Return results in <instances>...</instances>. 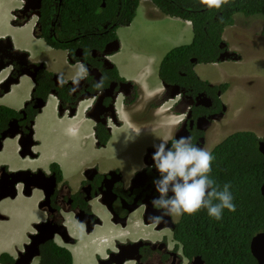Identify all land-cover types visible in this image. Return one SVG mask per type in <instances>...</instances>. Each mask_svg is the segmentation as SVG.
Here are the masks:
<instances>
[{
    "label": "flooded vegetation",
    "instance_id": "1",
    "mask_svg": "<svg viewBox=\"0 0 264 264\" xmlns=\"http://www.w3.org/2000/svg\"><path fill=\"white\" fill-rule=\"evenodd\" d=\"M48 12L43 11L42 0H27L25 11H16L15 7L9 11L8 19L12 18L16 31L9 32L10 37L7 30H0V84L13 78L16 81L5 86L7 91L0 87V98L11 93L20 79H26L29 86L20 102L0 105L14 111L9 121L14 120L11 139L16 141L17 153L31 155V159L41 155L49 158L45 166L32 169L27 165L24 169L33 171L36 183L42 186L41 207L34 218L41 216L44 226L58 234L50 240L77 249L75 264H242L241 256L226 255L227 236H232L226 228L227 209L220 220L210 217L206 209L188 215L183 230L182 215H166L159 223L149 219L161 214L150 203L158 195L153 185L159 175L152 167L153 145L165 137L186 136L212 153L216 145L236 132L213 145L206 134L214 122L226 117L221 96L228 85L223 90L194 88L188 77L196 74L194 66L200 63L195 57L176 64L175 75L161 77L169 51L158 58L147 56V63L143 62L134 74L132 66L123 74L114 56L121 46L116 29L126 24L116 23L114 34L115 23L104 25L108 28L103 33L90 26L85 35L68 38L61 32L59 11ZM27 25L36 41H50L52 52L63 53L65 71L51 68L43 56L31 58L27 42L17 35L18 29ZM111 43L118 46L117 50L111 49ZM16 49L26 51L28 56L16 55ZM33 64L42 65L35 68ZM80 66L86 71L81 73ZM48 105L62 135L53 130L51 112L43 125L36 127V120ZM147 110L150 116H145ZM123 111L128 121L121 117ZM9 121L1 133L9 127ZM243 131L253 133L250 129ZM255 136L258 150L264 135ZM44 139L48 141L42 145ZM38 146L39 151H35ZM216 164L215 158L210 178L221 188L224 177ZM144 205H148L147 210ZM83 242H87L84 257L78 252ZM15 257L6 264H13ZM252 264H259L253 256Z\"/></svg>",
    "mask_w": 264,
    "mask_h": 264
},
{
    "label": "trees",
    "instance_id": "2",
    "mask_svg": "<svg viewBox=\"0 0 264 264\" xmlns=\"http://www.w3.org/2000/svg\"><path fill=\"white\" fill-rule=\"evenodd\" d=\"M139 1L105 0L102 6V0H42V6L43 11L58 10L60 24L63 25L61 32L67 34L68 38H74L85 35L84 31L89 30L90 26L96 28L97 33L103 32V24L106 23H115L112 28L114 34L117 24L127 25L131 22ZM149 1L168 16L189 20L193 32L189 44L173 48L166 54L161 77L165 74L175 75L176 64L187 63L189 57H195L198 62L219 61L222 32L226 26L234 24L238 14L260 16L261 33L264 34V0H226L219 8L209 7L201 0ZM48 44L53 45L50 41ZM54 46L64 47L62 44ZM188 78L194 88L206 86L223 90L228 85L209 86L194 73H190ZM13 112L0 105V132ZM212 155L217 161L216 168L224 177L221 188L225 183L231 185L229 190L235 204V211L225 212L226 228L232 234L227 236L226 255L237 254L241 256L242 264H252L247 244L254 234L264 231V196L259 191L264 180V155L257 150L256 136L248 131H236L228 135L214 147ZM187 217H183L185 224ZM233 237L237 239L232 240ZM39 250V264H72L70 251L51 240L42 243ZM11 261L12 257L7 253L0 254V264Z\"/></svg>",
    "mask_w": 264,
    "mask_h": 264
},
{
    "label": "rangeland",
    "instance_id": "3",
    "mask_svg": "<svg viewBox=\"0 0 264 264\" xmlns=\"http://www.w3.org/2000/svg\"><path fill=\"white\" fill-rule=\"evenodd\" d=\"M9 11H0V30H7L6 35L11 37L9 32L14 34L16 26L11 24L12 18L7 24ZM4 23L8 26L5 27ZM261 27L260 16L238 14L236 23L227 27L223 36L226 37L224 41L227 47L237 52L241 60L227 59L225 65L205 66L201 63L194 67L195 73L202 80H230V83L227 82L230 87L221 96L227 108L226 117L220 123L214 122L206 133L210 145L234 131L250 129L258 137L264 135V34H261ZM29 31L28 25L19 28L18 39L26 41L35 53L48 57L51 68L65 71L63 53L45 50ZM116 33L121 46L114 56V62L122 69L123 74H126L130 66L133 69L131 74H134V70L139 69L143 62L147 63V56L162 57L173 48L189 44L193 37L190 25L183 20L161 14L148 0L139 1L134 19L128 25L119 26ZM232 80H236V85L231 86ZM28 86L26 79H20L19 85L11 93L0 98V103L20 102L26 95ZM149 112L145 116H150ZM149 136L155 139L154 135ZM22 226L19 220L0 226V252L10 251L16 254L20 250L23 245L20 248H14V245L21 239L24 230ZM24 227H29L30 230L31 222L26 220ZM31 264H37V259L34 258Z\"/></svg>",
    "mask_w": 264,
    "mask_h": 264
},
{
    "label": "clouds",
    "instance_id": "4",
    "mask_svg": "<svg viewBox=\"0 0 264 264\" xmlns=\"http://www.w3.org/2000/svg\"><path fill=\"white\" fill-rule=\"evenodd\" d=\"M102 1H103L102 6H104L105 0H102ZM201 2L208 5L209 7L219 8L222 4L226 3V0H212V2H209V0H201ZM22 3H23L22 1L18 0V5L15 8L18 9L19 7H22V5H23ZM138 5H139V3H138ZM155 9H157L158 12H160L161 14L168 16V15L162 13L158 8L155 7ZM168 17H170L172 19L179 20V21L183 20V19L175 18V17H171V16H168ZM236 17H237V15L235 16L234 24L236 23ZM185 23L191 26L189 21H186ZM104 25H107V23L103 24V26ZM227 27H230V26H226V28ZM191 28H192V26H191ZM103 29L106 30V28H103ZM98 33H103V32H98ZM222 42H225L223 37H222L221 43ZM220 44H219V47L222 48V51L220 53H222L224 50L233 51L227 47L226 42H225L226 45L223 47ZM46 45L49 46L48 43H46ZM233 52H235V51H233ZM231 60H233V59H231ZM237 60H241V57ZM220 61L221 60L219 59V61H215V62H220ZM202 63H207V62H202ZM85 71H86V69L83 66H80V72L83 73ZM151 114L153 115V113H151ZM121 115H122L121 117L124 120L128 121V119H126V116L124 117V115H126V111H123L121 113ZM146 120H148V118L145 119V121ZM10 138L11 137L9 136L8 139H10ZM2 140H1V142H2ZM169 140H171L170 146H169ZM153 148L155 150L151 156V159L153 161L152 167H154L155 170L159 174L158 178L153 180V185H154L155 192L158 195L156 197H154L150 201V203L153 206V208L159 210L161 214L159 216H150L149 219L151 221H153L155 223H159L163 220L164 216H166V215H174L177 217L182 215L180 226H181V229L183 230V226H185V222L183 221V217L185 215H187V216L193 215V214L197 213L198 211H200L201 209H206L207 214L210 217L214 218L215 220H220L222 218V213L225 209H227L228 211H235V204L233 203V195L229 190L231 185L229 183H225L223 185V187L220 188L216 184V182L212 178H210V173L212 170V168H211L212 162L215 159V157L212 155L211 151L206 150V149L201 148V147H198L197 145H195L192 142L191 137H186V136H180L178 138H174L171 136L165 137L164 139L160 140V142L158 144H154ZM17 154L19 157H21L19 155V151ZM30 157H32V156L29 155L27 158L31 159ZM21 158H24V157H21ZM4 166H6V169ZM4 166L2 165L1 167H3L4 170H6L7 172H14V171H18V170H29V171H31L30 169H24V168L8 171L7 165L4 164ZM31 172H33V171H31ZM35 179H36L35 176L31 177L29 179L28 183L31 184L32 181H34ZM262 183L260 184L259 191H260V194L262 196H264V194L261 192ZM16 189H17V194H18V192L21 193L22 192V184H20L18 182L16 184ZM36 190L39 191L40 193H43V189L40 190V189L34 188V189H31L30 195H32L33 191H36ZM30 195H28V196H30ZM5 198H10V197H5ZM5 198H2L1 200L5 199ZM10 199H12V198H10ZM41 201H42V199H39V201L37 202L38 209H40ZM147 207H148V205H144L145 210H147ZM0 215H2V214L0 213ZM3 219H4V216H3ZM40 219H43V218L40 216L37 220H35L34 222L31 223V229L27 232V235H26L27 241L24 242L22 245L31 241V238H29V237L31 235L37 233L34 225L38 222H41L42 220H40ZM38 220H40V221H38ZM33 230H34V232L30 233ZM258 233H264V232L262 231V232H258ZM258 233H256V234H258ZM256 234H254L252 236V238ZM252 238H251V240H252ZM251 240L249 242V249H250ZM53 242L60 245V246L67 248L72 255V264H75L74 263L75 261L73 260V249L71 250L70 248L66 247L65 245H61L58 241H53ZM40 245H39V247H40ZM22 250H23V246L20 248V250H17V252L22 251ZM38 250H39V248H38ZM17 252H16V254H11V253L3 251V252H0V254L7 253L12 258H14L16 255V257H15V259H16L17 258ZM34 258L37 259V264H39V255L36 257H33V259ZM33 259H32V261H33ZM31 262H30V264H31Z\"/></svg>",
    "mask_w": 264,
    "mask_h": 264
},
{
    "label": "crops",
    "instance_id": "5",
    "mask_svg": "<svg viewBox=\"0 0 264 264\" xmlns=\"http://www.w3.org/2000/svg\"><path fill=\"white\" fill-rule=\"evenodd\" d=\"M18 4V1L15 2V0H0V11H9L10 9L16 7ZM226 30V27L223 30L222 37L224 40H226V37H224V31ZM39 44H41L44 48H46L48 51H52L49 49V47L43 43L42 41H36ZM28 50L30 51V56L32 59H35L38 56H43L35 53L29 45H27ZM54 52V51H53ZM43 59L50 64L49 60L43 56ZM220 61V62H207L204 63L205 66H219L221 64H226L227 62ZM202 62L197 63L196 66L201 65ZM195 67V66H194ZM197 75V74H196ZM198 76V75H197ZM199 77V76H198ZM240 79V78H239ZM202 80V79H201ZM212 84H219V83H230L229 81L223 80L221 82L219 81H209ZM233 84L236 85V80H232ZM229 86V85H228ZM230 87V86H229ZM228 87V88H229ZM51 112L52 117L55 121V126H54V132H58V134L62 135V130L60 128L59 122L55 120L54 115H53V108L51 105H48L45 114L40 116V119H37L36 121V127L42 126L43 121L46 119L48 113ZM49 136V135H48ZM47 136V137H48ZM48 141V139L42 140V145L45 144V142ZM39 147H36L35 151H39ZM49 161V158L47 156H39L38 158L35 159H29L27 157L21 158L17 154V144L15 139H6L4 140V148L0 151V167L4 164L7 165L8 171L20 169V168H25L27 165H30V167L33 169L38 165H43L45 166ZM40 199V193L39 191H33V194L30 196H24L20 192L18 194L10 199V198H5L0 201V213L4 216V220L0 219V226L1 225H6V224H11L15 220H19L20 223L23 225L22 227L24 228L23 232L21 233V239L19 240L18 243L14 245V248H20L24 242L27 241V236H26V231L29 230V227L25 229L24 224L25 221L29 222H34L35 221V215L38 214V207H37V202ZM37 212V214H35ZM31 218V219H30ZM84 246H87V242L80 243V246L78 247V252L81 251L80 255L84 257ZM8 253L13 254L10 251H7ZM73 255L76 259L77 255V249L73 251Z\"/></svg>",
    "mask_w": 264,
    "mask_h": 264
},
{
    "label": "water",
    "instance_id": "6",
    "mask_svg": "<svg viewBox=\"0 0 264 264\" xmlns=\"http://www.w3.org/2000/svg\"><path fill=\"white\" fill-rule=\"evenodd\" d=\"M23 2L22 7H19L16 9V11H25L27 7V0H20ZM38 2L40 0H37ZM112 45L111 49L114 48V50H117L118 46L115 45L114 43H111ZM222 47L225 46V42H222L220 44ZM16 55L19 56H28V53L23 50L16 49L14 51ZM240 56L233 51H228L224 50L222 53L219 55V59L221 61L226 60V59H233L237 60L239 59ZM34 67L36 68L37 64H33ZM42 64H39L37 67H40ZM15 78L12 79V82L10 81H5L3 80L2 83L0 84V87L4 88V91H7L8 88L6 89V85L9 84L11 85L12 83H15ZM226 109V107H222V112ZM222 112L220 113L222 115ZM14 123V120L9 121V127L4 130L0 134V148L2 147V142L1 140L6 138V137H12L14 136V133H11L12 130V124ZM20 148L22 147L19 144ZM258 150L261 154L264 155V142L260 140L258 142ZM21 157H24L25 154L19 153ZM36 174L29 171V170H18L14 172H7L4 170L3 167L0 168V200L5 197H10L13 198L17 194V189H16V184L19 182L22 184V194L25 196H28L31 194V189L37 188L42 190V186L40 184L36 183V180L32 181L31 184L28 183L29 179ZM261 192L264 194V181L261 185ZM41 207V206H40ZM0 219H3V216L0 215ZM45 222L41 221L38 222L34 225L37 233L31 235L29 238H31V241L23 245V250L17 252V258L15 259L13 264H30L32 261L33 257H36L39 255V245L43 242H46L47 240H50L51 238L56 235V232L49 231L48 226H44ZM59 231L60 237H64V234ZM55 233V234H54ZM58 235V234H57ZM250 251L251 254L258 260V263L260 264L262 260H264V233H258L256 234L250 243ZM111 264V263H108ZM118 264H122L121 262Z\"/></svg>",
    "mask_w": 264,
    "mask_h": 264
},
{
    "label": "snow or ice",
    "instance_id": "7",
    "mask_svg": "<svg viewBox=\"0 0 264 264\" xmlns=\"http://www.w3.org/2000/svg\"><path fill=\"white\" fill-rule=\"evenodd\" d=\"M209 2H212V0H209Z\"/></svg>",
    "mask_w": 264,
    "mask_h": 264
},
{
    "label": "bare ground",
    "instance_id": "8",
    "mask_svg": "<svg viewBox=\"0 0 264 264\" xmlns=\"http://www.w3.org/2000/svg\"><path fill=\"white\" fill-rule=\"evenodd\" d=\"M23 4V3H22ZM9 20V19H8ZM53 124V123H52ZM58 133V132H57Z\"/></svg>",
    "mask_w": 264,
    "mask_h": 264
}]
</instances>
